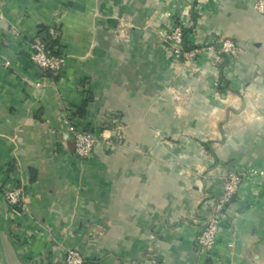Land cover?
I'll use <instances>...</instances> for the list:
<instances>
[{
	"label": "crops",
	"instance_id": "1",
	"mask_svg": "<svg viewBox=\"0 0 264 264\" xmlns=\"http://www.w3.org/2000/svg\"><path fill=\"white\" fill-rule=\"evenodd\" d=\"M255 2L0 0V190L14 181L27 191L16 212L0 194V264H61L58 243L85 264H264V14ZM176 16L194 45L230 36L243 52L172 59L161 34ZM119 17L133 23L127 37ZM52 28L65 65L38 88L29 44ZM69 108L96 134L119 117L123 146L100 141L79 160ZM238 169L263 174L245 178L232 223L201 254L196 236Z\"/></svg>",
	"mask_w": 264,
	"mask_h": 264
},
{
	"label": "built area",
	"instance_id": "2",
	"mask_svg": "<svg viewBox=\"0 0 264 264\" xmlns=\"http://www.w3.org/2000/svg\"><path fill=\"white\" fill-rule=\"evenodd\" d=\"M255 9L257 12L264 14V0H256ZM183 26V24H180L171 27L164 36V41L172 52L176 54L175 57L184 60L186 63L195 60L199 55L204 54L206 50L215 53L217 59L222 54L234 59L240 56L241 49L238 43L227 37H217L215 42L207 47L194 45L191 48H185ZM49 37L52 41L35 38L29 44L30 57L37 65L42 76L37 79L36 85L38 88L46 86L47 72L51 71L53 74L59 75L65 65V53L59 47V31L52 28ZM73 112L74 109L69 108L65 113L64 119L69 132L73 135L74 154L79 160L84 161L89 158L100 141L106 142L111 148L123 146L125 134L119 117L114 115L107 127H104L101 133L96 134L92 130L81 126L77 121L76 114ZM258 174H263V171L238 169L230 171L224 176L222 191L216 197L210 215L196 236V242L201 254H210L219 240V233L223 225L232 223L235 217L232 213L233 206L239 197L245 178ZM0 194L14 212L25 208L27 191L24 185L11 181L1 188ZM54 247H59L62 251L61 264H85V257L79 249L59 243L55 244Z\"/></svg>",
	"mask_w": 264,
	"mask_h": 264
},
{
	"label": "rangeland",
	"instance_id": "3",
	"mask_svg": "<svg viewBox=\"0 0 264 264\" xmlns=\"http://www.w3.org/2000/svg\"><path fill=\"white\" fill-rule=\"evenodd\" d=\"M189 6H190V4H189V2L186 4V9H188L189 8ZM185 9V10H186ZM185 10H183V11H185ZM118 22H119V24H118V26H117V29H116V31H117V35L119 36V37H122L124 34H125V37H127L128 35L126 34V32H127V29H126V27L127 26H130V27H132V21L129 19V18H124V17H119L118 18ZM180 24H182V21H181V19L178 17V16H176V17H173V18H170V19H168V21H167V23H166V25H168V26H166L165 27V29L163 30V32H162V34H161V41L163 42V44L165 45V48L167 49V51H169V53H170V57L172 58V59H175V60H181V61H183V63H186L184 60H182V59H180V58H178V57H175L176 56V54L175 53H173L172 52V50H171V48H169V46L166 44V42L164 41V36L167 34V31L168 30H170L171 29V27H174V25H180ZM220 37H224V38H231V39H233L232 37H230V36H220ZM234 41H236L235 39H233ZM237 42V41H236ZM238 43V42H237ZM196 45V44H195ZM239 45V44H238ZM196 46H200V45H196ZM201 46H205V47H207L208 45H201ZM240 46V45H239ZM240 49H241V53L243 52V49H242V47L240 46ZM206 51H208V50H206ZM241 53H240V55H241ZM201 55H203V54H201ZM201 55H199L197 58H195V60H193V61H190L189 63H193V62H196L198 59H199V57L201 56ZM227 57H229L228 55H226ZM216 57V56H215ZM240 57V56H239ZM238 57V58H239ZM237 58V59H238ZM232 59H234V58H232ZM235 60V59H234ZM187 64V63H186ZM121 120V119H120ZM82 126V125H81ZM72 139H73V135H72ZM73 143H74V140H73Z\"/></svg>",
	"mask_w": 264,
	"mask_h": 264
},
{
	"label": "trees",
	"instance_id": "4",
	"mask_svg": "<svg viewBox=\"0 0 264 264\" xmlns=\"http://www.w3.org/2000/svg\"><path fill=\"white\" fill-rule=\"evenodd\" d=\"M183 29H184V36H183V38H184L183 39V41H184V47L188 49V48H191L192 46H194V44L192 43V41L190 39V32H191V30H190L189 27H185V26H183ZM48 39L50 41H52L50 37ZM224 56H226V55L225 54H222L221 55V57H224ZM58 77H59L58 75L53 74L51 71L47 72V74H46V79L49 82L56 81L58 79ZM73 113L74 114H77L78 112L75 111ZM87 129H89V128H87Z\"/></svg>",
	"mask_w": 264,
	"mask_h": 264
}]
</instances>
